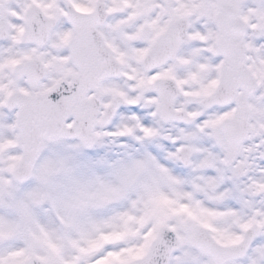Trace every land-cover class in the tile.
Returning <instances> with one entry per match:
<instances>
[{
	"label": "snow or ice",
	"instance_id": "obj_1",
	"mask_svg": "<svg viewBox=\"0 0 264 264\" xmlns=\"http://www.w3.org/2000/svg\"><path fill=\"white\" fill-rule=\"evenodd\" d=\"M0 264H264V0H0Z\"/></svg>",
	"mask_w": 264,
	"mask_h": 264
}]
</instances>
